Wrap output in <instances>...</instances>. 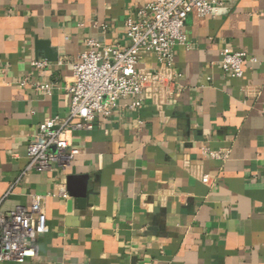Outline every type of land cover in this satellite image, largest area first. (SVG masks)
<instances>
[{
    "label": "crops",
    "instance_id": "crops-1",
    "mask_svg": "<svg viewBox=\"0 0 264 264\" xmlns=\"http://www.w3.org/2000/svg\"><path fill=\"white\" fill-rule=\"evenodd\" d=\"M151 1L0 0L1 209L37 201L46 218L35 255L0 264H264V0L190 12L171 102L119 99L92 130L68 135L67 166L23 174L39 123L67 115L86 40L126 46V18ZM223 50L253 59L243 76L221 70ZM70 174L85 177L89 205L68 191Z\"/></svg>",
    "mask_w": 264,
    "mask_h": 264
},
{
    "label": "built area",
    "instance_id": "built-area-1",
    "mask_svg": "<svg viewBox=\"0 0 264 264\" xmlns=\"http://www.w3.org/2000/svg\"><path fill=\"white\" fill-rule=\"evenodd\" d=\"M235 0H153L140 7L136 16L126 18L124 47L108 46L93 39L86 40V49L72 66L73 82L65 88L68 108L64 118H45L28 143V163L23 174L33 168L65 167L77 150L68 137L75 130H92L97 116L108 117L119 99L128 100V107L138 108L149 100L161 107L174 99L179 90L173 71L174 46H189L184 32L187 15L195 11L199 17L214 16L220 7ZM146 55L155 57V68L140 66ZM247 59L243 51L223 50L218 65L234 77H241ZM32 66L42 68L44 60ZM48 90L47 85H38ZM223 156V155H222ZM207 182L208 177L203 176ZM0 199V262H24L36 253L37 236L46 226L45 213L37 201L29 207L1 209Z\"/></svg>",
    "mask_w": 264,
    "mask_h": 264
},
{
    "label": "water",
    "instance_id": "water-1",
    "mask_svg": "<svg viewBox=\"0 0 264 264\" xmlns=\"http://www.w3.org/2000/svg\"><path fill=\"white\" fill-rule=\"evenodd\" d=\"M66 182L68 191L78 198L79 207L89 205L86 201L88 193L85 189V177L70 174L67 176Z\"/></svg>",
    "mask_w": 264,
    "mask_h": 264
}]
</instances>
